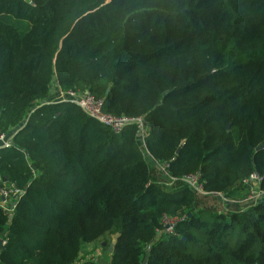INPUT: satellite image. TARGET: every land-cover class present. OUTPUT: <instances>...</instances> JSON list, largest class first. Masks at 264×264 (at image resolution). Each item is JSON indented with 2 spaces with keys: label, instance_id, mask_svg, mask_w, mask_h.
<instances>
[{
  "label": "trees",
  "instance_id": "trees-1",
  "mask_svg": "<svg viewBox=\"0 0 264 264\" xmlns=\"http://www.w3.org/2000/svg\"><path fill=\"white\" fill-rule=\"evenodd\" d=\"M54 79L143 116L150 159L137 125L49 102ZM0 130V176L26 191L0 207V264H72L104 239L110 264H264V202L219 213L182 180L240 199L264 175V0H0Z\"/></svg>",
  "mask_w": 264,
  "mask_h": 264
},
{
  "label": "built area",
  "instance_id": "built-area-1",
  "mask_svg": "<svg viewBox=\"0 0 264 264\" xmlns=\"http://www.w3.org/2000/svg\"><path fill=\"white\" fill-rule=\"evenodd\" d=\"M50 96L55 99V102H73L79 105L82 110L89 116L96 118L102 123L111 126L115 131H120L126 125H137L139 131V139L144 151L147 155H151L146 149L145 138L148 134L146 122L143 116L138 117H116L109 113H106L103 109L104 102L102 99L97 98L90 92H83L79 90H64L60 86L57 79H54L50 87ZM53 102V101H51ZM13 135L8 134L0 130V147H12L13 146ZM154 161V160H153ZM154 166L158 171H162L166 174L167 163L161 164L154 161ZM182 180L189 186V188L197 196H206L210 202L209 207H214L219 213H230V212H242L247 208L255 207L264 202V175L256 171L252 172L246 177L241 184L244 185L246 190L244 191L245 196L243 198H235L228 196L225 192H208L204 187L202 179V173L196 172L189 174L182 178ZM176 182L175 177H170L167 185H171ZM26 193L24 189L17 187L14 183L3 179L0 176V207H2L9 218L14 213L17 203ZM203 206H206V201L203 202ZM186 215L178 214L175 216L165 215L163 217L164 229L160 230L159 233L170 234L174 233L176 225L185 220ZM6 241L3 240L5 245ZM82 255V254H81ZM94 257L80 256L72 264H93Z\"/></svg>",
  "mask_w": 264,
  "mask_h": 264
},
{
  "label": "crops",
  "instance_id": "crops-1",
  "mask_svg": "<svg viewBox=\"0 0 264 264\" xmlns=\"http://www.w3.org/2000/svg\"><path fill=\"white\" fill-rule=\"evenodd\" d=\"M111 241L114 242L115 239L113 238L111 239ZM105 242L106 245H104ZM106 246L107 241L105 239L102 240L100 243L87 244L83 247L81 256L86 258L91 255L92 257H94L95 260L93 264H110L111 251H109V248L105 249Z\"/></svg>",
  "mask_w": 264,
  "mask_h": 264
},
{
  "label": "water",
  "instance_id": "water-1",
  "mask_svg": "<svg viewBox=\"0 0 264 264\" xmlns=\"http://www.w3.org/2000/svg\"><path fill=\"white\" fill-rule=\"evenodd\" d=\"M1 148V147H0ZM261 149H264V143H262L261 145H259L258 147H257V151L258 150H261ZM180 152V150H178V153ZM104 245H106V242L104 243ZM3 247H4V244H3V239H2V237H0V250H2L3 249ZM108 248H109V251H113V248H114V243H110V245L108 246ZM146 262H147V260H145L144 262H143V264H146Z\"/></svg>",
  "mask_w": 264,
  "mask_h": 264
},
{
  "label": "rangeland",
  "instance_id": "rangeland-1",
  "mask_svg": "<svg viewBox=\"0 0 264 264\" xmlns=\"http://www.w3.org/2000/svg\"><path fill=\"white\" fill-rule=\"evenodd\" d=\"M54 100H55V99H51V98H50L49 102L54 101ZM145 156H146V158L150 159V156L147 155V153L145 154ZM153 164H154V162H153ZM163 186H165V187L173 186V183H172L171 185H168V186H167V182H165V183L163 184ZM168 188H170V187H168ZM209 205H210V202H209L208 200H206V206H209ZM99 246H101V245H99Z\"/></svg>",
  "mask_w": 264,
  "mask_h": 264
}]
</instances>
